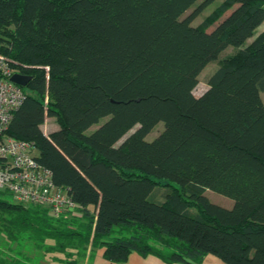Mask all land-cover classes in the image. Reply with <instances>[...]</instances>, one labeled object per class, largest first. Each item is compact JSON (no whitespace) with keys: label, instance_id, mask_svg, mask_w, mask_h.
I'll list each match as a JSON object with an SVG mask.
<instances>
[{"label":"trees","instance_id":"16d2710c","mask_svg":"<svg viewBox=\"0 0 264 264\" xmlns=\"http://www.w3.org/2000/svg\"><path fill=\"white\" fill-rule=\"evenodd\" d=\"M195 1L0 0V53L30 75L32 91L23 89L5 132L34 142L82 210L53 216L0 190L12 253L0 264H19L22 253L32 261L18 247L31 235H71L77 254L100 242L118 263L135 250L168 263L212 253L264 264V28L241 46L264 19V0H223L192 24L210 0L181 16ZM229 45L235 51L195 95L201 69ZM45 114L58 125L47 134ZM160 178L175 183L157 200ZM206 188L233 198L231 207Z\"/></svg>","mask_w":264,"mask_h":264},{"label":"built area","instance_id":"2783aa9c","mask_svg":"<svg viewBox=\"0 0 264 264\" xmlns=\"http://www.w3.org/2000/svg\"><path fill=\"white\" fill-rule=\"evenodd\" d=\"M19 67L10 55L0 53V190L14 201L44 205L53 216L80 217L82 210L69 188L56 184L51 170L37 160L34 142L5 132L13 111L25 96L23 86L10 79L14 72L23 73ZM41 128L44 134L50 131L46 122Z\"/></svg>","mask_w":264,"mask_h":264},{"label":"rangeland","instance_id":"374dc122","mask_svg":"<svg viewBox=\"0 0 264 264\" xmlns=\"http://www.w3.org/2000/svg\"><path fill=\"white\" fill-rule=\"evenodd\" d=\"M201 1L202 0H196L189 8H187L183 12V14L181 16H185L186 14L191 12L192 9ZM221 1H223V0H210L209 2L204 4V6H202V8L192 18L191 23L192 24L200 23L208 15V13H210ZM229 11H230V8L220 17L219 20H221L226 14H228ZM217 22L208 26L207 27L208 30L212 29ZM263 28H264V19L261 23H259L255 27L253 35L248 37L241 46L247 44ZM235 49H236V47L229 45V46L225 47L224 49H222L215 59H212L205 64V66L201 69V71L198 74V82L193 89V92L195 95H198L207 87L208 76L219 65L220 61L224 57H226L227 55L234 52ZM26 87H27L26 85L23 86V89L25 88L26 90H29ZM29 91L32 92L31 90H29ZM261 98L264 101V90L261 92ZM45 122L47 123V127L49 130H53V129L58 127L55 118L51 117L49 115L46 117V119L44 121H42L41 125H44ZM92 127H94V125H92L91 128ZM161 127H162V121H160L157 125H155V127L152 129V131L147 134V138H151L152 136L156 135L158 133V131L161 129ZM160 180H161V183H160V186L158 187V189L156 190V195L153 194L154 198L157 200L162 199V192L167 187L166 182L175 183V182L170 181L166 178H160ZM204 194L209 198V200H211L212 202H215L217 204H220L222 206L231 207V205L233 204V198H231L230 196L225 195L223 193L212 190L210 188H206L204 191ZM4 195L7 198L12 199L10 194L5 193ZM193 210H195V209L193 208ZM3 236L5 237L4 233L3 232L0 233V246L6 248L5 245H6L7 238L5 237V240H4ZM30 237L31 238H28L26 236V237H24V239L23 238L20 239V243H19L18 247H20V245L24 243V250L31 251L29 254L30 255L32 254V258L34 259V260L30 261V262H32V264L39 263L40 260H43L44 263L48 262L49 264H59V263L60 264H78V263H71L72 260H74L78 257V255H76L77 253L75 251V248H72L68 245V243H69L68 241L72 237L71 235H67V236L66 235H63V236L62 235H55V236H53V235H42L39 237L31 235ZM74 237H76V236H74ZM61 243H65V250H59V246ZM14 245H15V243L12 242L11 247L14 248ZM100 246H102V244L100 242L95 243L93 252H95L96 249ZM70 250L73 252L72 253L66 252V251H70ZM207 255H208L207 256L208 259L210 258L209 260H207V264H212V263L224 264L218 256H216L212 253H208ZM56 259L57 260L62 259V260L58 262ZM210 260H214L215 262L210 261ZM182 263L183 262H181V261L171 262V264H182Z\"/></svg>","mask_w":264,"mask_h":264},{"label":"crops","instance_id":"0c3cea01","mask_svg":"<svg viewBox=\"0 0 264 264\" xmlns=\"http://www.w3.org/2000/svg\"><path fill=\"white\" fill-rule=\"evenodd\" d=\"M93 250H94V246H92L90 243H87L83 252L76 254L78 255V257L75 259V263L78 264H171L162 260L160 257H158L155 254L152 253L141 254L140 252L135 250L129 253L127 259L124 262L118 263L104 257L103 246L98 247L95 252H93ZM6 253L12 255V253H10L8 249L0 246V256L5 255ZM207 254L203 256L200 262H193V263H186L183 261L181 262H183L182 264H207V260L210 259V258L208 259ZM30 256L32 257V254ZM15 258L19 264H32V262H30V260L26 258L23 253L15 255ZM61 260L62 259L57 261L59 262ZM210 261H214V260H210ZM35 264H49V263L48 262L44 263L43 260H40L39 263H35Z\"/></svg>","mask_w":264,"mask_h":264},{"label":"water","instance_id":"95a60500","mask_svg":"<svg viewBox=\"0 0 264 264\" xmlns=\"http://www.w3.org/2000/svg\"><path fill=\"white\" fill-rule=\"evenodd\" d=\"M10 79L21 86L27 85L30 75L25 73L14 72L10 76Z\"/></svg>","mask_w":264,"mask_h":264}]
</instances>
